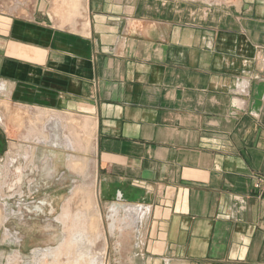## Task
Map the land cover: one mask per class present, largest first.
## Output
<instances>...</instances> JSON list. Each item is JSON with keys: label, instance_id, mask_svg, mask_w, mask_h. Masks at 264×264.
Returning <instances> with one entry per match:
<instances>
[{"label": "crops", "instance_id": "0c3cea01", "mask_svg": "<svg viewBox=\"0 0 264 264\" xmlns=\"http://www.w3.org/2000/svg\"><path fill=\"white\" fill-rule=\"evenodd\" d=\"M80 5L60 27L52 0H0V187H38L40 166L52 187L93 183L134 218L116 264H264V0ZM6 104L90 118V146L65 149V121L46 114L42 141L12 137ZM68 153L89 161L85 177Z\"/></svg>", "mask_w": 264, "mask_h": 264}, {"label": "rangeland", "instance_id": "374dc122", "mask_svg": "<svg viewBox=\"0 0 264 264\" xmlns=\"http://www.w3.org/2000/svg\"><path fill=\"white\" fill-rule=\"evenodd\" d=\"M54 1L58 3L59 7L57 6L56 8V6L54 5L56 3H54ZM64 1L52 0V6L50 10V15L52 19L60 27H63L64 25L67 24L71 26L75 24L73 20L75 17L78 16L79 6H81L80 0L79 1L76 0L75 3L76 6H74L73 0H68V1L64 0ZM60 7H62L64 10L61 9ZM57 9L59 12H61V14L58 11H57L58 13L55 12V10ZM66 16H70L69 18L70 21L69 20L66 21L65 24L61 22V18L63 19V17ZM81 120L78 123L80 126L74 123V120L72 118H70V121L67 120L65 122V125L62 127L64 128L63 129L64 133L66 132V129L70 131V127H75L80 129L79 130L80 135L84 140L88 139V134H86L85 131L82 130ZM12 122L14 123L13 124L14 126H10L8 131L9 135L12 137L15 135L17 136V134L21 135V133L23 132L21 129L22 126L17 125V123L14 120ZM55 127H57V124ZM39 151H40L39 155H41L43 150H39ZM69 151L71 152V150ZM70 154L72 153H68L67 156ZM67 156H66V161H67ZM23 161L24 160L17 157L14 166H12V173L15 172L14 174H17L16 169H20L22 171L23 169L29 167V166H25V164H23L24 163ZM66 167L68 168V170H71L70 172L75 173L74 170H72L70 167L67 166V162H66ZM0 168L3 169V171L5 169H9V160H5ZM30 168L31 167H29V169ZM89 169L90 168H88L87 171L85 172V176L90 172ZM25 173H23V176H25ZM47 173L48 171L46 166L45 167L40 166L39 176L38 177L36 176V179L39 182L38 187L36 185L37 184L36 182H32V184L25 183L27 182L25 177L22 179L23 181L21 182V190L18 187H16L17 185L15 186V184L14 186L10 185L7 188L0 187V195L2 197H6V200L3 202L4 203L6 202L5 204L7 208L8 209L12 208L17 210V207L19 206L23 213V219L21 221L18 219L19 215H15V216H10L8 220L5 221L4 223L3 222L0 223V264H7V258L11 256L13 252L16 250L19 252L21 256L20 259L21 264H33L35 260L38 262V264H41L38 258L33 259L32 250L34 249L43 250L48 247L55 248L63 240L64 235L66 233L65 232L66 225L58 218V216L62 212L63 205L65 204L67 198L71 195L74 185L81 183L82 185L87 184L88 186L89 185L94 186L93 183L91 182L88 183L76 182L70 184L69 181H67L64 186L62 185L60 187L59 186L52 187L51 186L52 183H49L50 181L48 182ZM27 174H28L27 176L29 177L31 176L30 171ZM32 176H33L32 177V181H33L34 175L32 174ZM56 177L57 176L53 177L51 180H54ZM13 180L15 181L17 180V178H14ZM20 191L21 194L19 193ZM42 201L44 202L43 204H41ZM38 205L41 206L42 208L41 210H38L37 208ZM79 205H80V201L78 199H74V200L72 199L70 206L72 207L73 211L75 209L76 210L79 209L80 208ZM96 209L98 210V219H99L98 229L101 233L100 236L97 237L93 243L91 244L89 243L88 246H86V250L88 251L90 257L93 256L98 257L100 254H103L104 252L105 254L103 255L106 264H114L115 256L112 253L113 246H115L118 243L122 235L126 234L127 232L126 230H128V228H130L133 225L134 218H131L129 216V220H127V216H126L127 212H125L124 209L121 211L119 210L117 215H113L111 206H108L106 204H101L100 201L97 199V196H96ZM3 214L5 215L4 210H3ZM92 214L94 215L95 212ZM130 214L137 215V211H135V213L131 212ZM6 228L9 230L10 235L8 234V237L5 238L4 234ZM14 232H17V235H15ZM71 258H73V255L70 257V260ZM46 259H43V261H49V259L47 260ZM74 262H75V257L71 260V263L69 262V264H74ZM75 264H85V262L79 260L78 263L75 262Z\"/></svg>", "mask_w": 264, "mask_h": 264}, {"label": "bare ground", "instance_id": "6f19581e", "mask_svg": "<svg viewBox=\"0 0 264 264\" xmlns=\"http://www.w3.org/2000/svg\"><path fill=\"white\" fill-rule=\"evenodd\" d=\"M54 3H56L54 5L57 8L58 3L55 1ZM73 3L74 6H76L75 5L76 0H73ZM60 8L63 9L62 7ZM57 11L58 9L55 10V12ZM59 13L61 14V12ZM69 18L70 16L63 17V19L61 18V22L65 23L66 21L69 20ZM87 26H88V22L86 21L82 22V26H81L82 32L86 31ZM5 107L7 112L10 114V118L12 119V121L14 120L17 123V125L22 126L26 129V131L23 133V136L25 138H30L38 133L40 134V132L42 131L40 129V120H42V117H44L45 114L46 116H51V118L54 120V124H56L57 122L61 123L62 121L66 122L68 120L66 117H63L62 114H58L50 110H44L40 108H29V107H24L22 105L12 106L8 104H6ZM81 124H82V130H84L85 133L88 134V139L84 140L81 137L79 128L70 127V131L66 129V132L62 134L61 144L64 146L65 149H69L74 152L76 150H84L90 146V141H91L90 139L92 137L94 124L91 122L90 118H83L81 120ZM58 138L59 136L55 133L54 135V139L56 140L54 142L55 145L59 144L58 141L60 140H58ZM32 139H35L37 141H42V139L37 138L36 136L32 137ZM44 139L46 140V138ZM29 152L27 153L28 154L27 156H31L29 155ZM66 162H67V166L70 167L72 170H74L75 173L85 177V172L89 168V163H88L89 161H87L86 158H82L77 155L70 154L67 156ZM72 199L73 200L78 199L80 201L79 209L77 210L75 209L74 211L72 210V207L70 206ZM3 209H4V203H0V223L6 220V216L3 214ZM94 212L96 216L95 214L94 215L92 214ZM58 218L66 225V229H65L66 233L64 235L63 240L55 248L48 247L43 250L40 249L32 250L33 259L38 258L41 264H69V262L71 263V260L75 257L76 263H78V261L80 260V261H84L85 264H96V263L106 264L103 255L105 254L104 252L103 254H100L98 257L96 256L97 257L96 258L93 255H92L93 257H90L88 251L86 250V246H88L89 243L90 244L93 243L94 240H96V238L99 237L101 233L98 229L99 219H98V210L96 209V190L94 186L92 185L88 186L87 184L82 185L81 183L74 185L71 195L67 198L65 204L63 205L62 212L60 213ZM8 234L10 235V233L6 230L4 237L5 238L8 237ZM72 255L73 258H71L70 260V257ZM46 258L49 259V261H43V259ZM20 259L21 256L19 252L16 250L13 252L11 256L7 258V264H21ZM33 264H38V262L35 260Z\"/></svg>", "mask_w": 264, "mask_h": 264}, {"label": "flooded vegetation", "instance_id": "af4514ba", "mask_svg": "<svg viewBox=\"0 0 264 264\" xmlns=\"http://www.w3.org/2000/svg\"><path fill=\"white\" fill-rule=\"evenodd\" d=\"M4 144H5V142L4 141H2L1 140V138H0V151L2 150V148H3V146H4ZM17 171H18V174H17V177H19V179H20V181H21V173H22V171H20V169L18 170V169H16ZM20 190H21V188H19ZM20 194H21V191H20ZM1 203H4V202H1ZM44 202H41V204H43ZM38 210H41L42 208H41V206L40 205H38ZM4 213H5V215H6V220L5 221H7L8 220V218L10 217V216H15V214L16 215H19V220L21 221L22 219H23V213H22V211H21V208L18 206L17 207V210H15V209H8L7 208V206H6V204L4 203ZM18 212V213H17ZM4 221V222H5ZM3 222V223H4ZM5 230H7L8 232H9V230L6 228ZM14 234L15 235H17V232H14Z\"/></svg>", "mask_w": 264, "mask_h": 264}, {"label": "built area", "instance_id": "2783aa9c", "mask_svg": "<svg viewBox=\"0 0 264 264\" xmlns=\"http://www.w3.org/2000/svg\"><path fill=\"white\" fill-rule=\"evenodd\" d=\"M253 188L258 195H264V177L256 176L253 183Z\"/></svg>", "mask_w": 264, "mask_h": 264}]
</instances>
